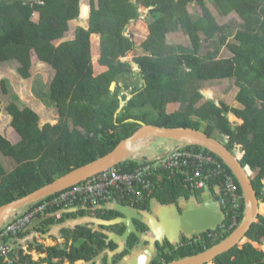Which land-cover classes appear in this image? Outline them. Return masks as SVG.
I'll return each mask as SVG.
<instances>
[{"label": "trees", "instance_id": "1", "mask_svg": "<svg viewBox=\"0 0 264 264\" xmlns=\"http://www.w3.org/2000/svg\"><path fill=\"white\" fill-rule=\"evenodd\" d=\"M210 2L221 16L236 15L243 22L230 25L238 46L232 58L219 59L228 35L219 28L206 0H89L88 28L78 27L74 38L66 41L69 23L76 19V14L87 17L88 7L80 6L81 0H0V64L15 60L18 75L28 79L35 55L58 79L53 97L58 119L55 125L40 126L39 115L29 107L20 108L13 102L4 106L19 140L13 144L0 139V154L16 167L7 173L0 163V206L109 154L140 128L137 121L165 128L201 130L220 140L230 151L241 146V163L253 171V186L259 202L264 204V0ZM192 3L201 8V16L189 12ZM140 8L147 9L145 21L150 24V35L142 46L144 54L135 60L143 83L138 86L137 80H133L132 63L123 59L136 51L133 36L126 32L131 24L142 19L144 13ZM180 30L190 40L189 46L168 43V37ZM93 35L99 36L98 64L107 69L99 75H95L92 62ZM205 42L210 49L207 56L202 54ZM221 79L236 80L237 101L242 109L214 100L200 105L204 83ZM113 83L117 84L114 91ZM3 93L6 94L5 89ZM126 93L133 96L131 100ZM173 103H179L181 108L168 113V106ZM232 115L243 120V124L232 123ZM187 149L214 156L222 163L224 172L234 176L212 152L197 146ZM142 163L130 160L116 168L131 173ZM154 191L155 197L164 203L176 202L182 192L190 194L181 175L163 182L155 179ZM146 200L136 209L148 210ZM97 213L107 221L121 217L111 211ZM243 218L242 211L238 223ZM230 228L231 220L227 218L224 228L187 240L178 249L159 246V257L153 264H168L211 249L234 232ZM125 230L123 227L120 234ZM211 233L221 235L215 239L210 237ZM78 236L83 242L73 249L72 255L53 248L48 261L58 259L63 264L66 259L88 260L107 247L105 241L97 245L102 235L89 229H80ZM247 238L251 243L219 256L215 264H264V252L252 244L264 243L263 216H259V223ZM138 241L132 235L122 255L130 253ZM13 256L16 264L28 263L23 255ZM0 264H7L1 254Z\"/></svg>", "mask_w": 264, "mask_h": 264}, {"label": "crops", "instance_id": "2", "mask_svg": "<svg viewBox=\"0 0 264 264\" xmlns=\"http://www.w3.org/2000/svg\"><path fill=\"white\" fill-rule=\"evenodd\" d=\"M87 7V16L89 17L90 8L88 5ZM146 14L147 11L144 12L141 21H145ZM79 16L80 15L76 14V19L72 20L69 23V31L71 28V23H75ZM88 20V18L85 20L86 25L76 26L69 38L67 37V33L64 40H72L75 35V30L78 27H82L85 29L88 28ZM128 30L129 29H127V32ZM60 42H58L57 44H59ZM97 48L99 50V42ZM99 67L100 68L97 75L107 70L100 65ZM138 71L140 73L139 67ZM136 76L137 74H134V81L137 80L135 78ZM127 95L129 97L132 96L130 95V93H128ZM177 104L179 103L170 104L168 107V113H170V106ZM239 105L231 107L242 109L243 107ZM237 120L240 119L237 118ZM235 123L238 125H242L243 120H241L242 124L238 122ZM17 142L13 144H16ZM173 145L177 146V143L171 142V145L167 146L169 147L168 150L163 154L157 155L153 153L152 156H150L147 153L142 157L143 159L147 157L149 159L157 160L158 158L163 157L171 152L176 147ZM13 170H16V167H12L11 171ZM156 180L158 182H163L165 180H168V178L165 174H161L156 178ZM154 193L155 191H153L151 198L146 200L149 201L150 205L148 210L141 211V209L128 207L137 211L136 214H138L139 216H142V220H137L138 218L134 219L137 215H134V218L131 217L129 219L131 221H134L137 230L139 232H144V235L142 237V240L138 241V244L134 248H132L130 253H128L127 255H122V253L126 251L128 246V244H126V242L122 241L121 239L125 233L120 234L119 232L123 229V227H125L127 230V227L124 224H118L115 226L104 224L101 222V220L104 219H102L97 213L101 211H111L119 213L118 207L116 205L120 204H106L95 210L87 209L84 207L63 210L61 211L60 219L57 218L53 213H47L44 216L34 219L23 234L19 236H12L11 238H9L8 243L11 244L14 254H16L17 256L23 255L27 258L28 263L26 264H60V261L58 259H55L51 262L48 261L49 250L58 248L60 250H67L68 253L72 255L73 249L75 247H79L83 242L79 239L78 233L80 229L85 228L91 230L95 234L98 233L102 235L98 238L97 245L105 241L107 247L103 248V250H101L92 259H82L78 261L66 259L63 264H153L154 261H156L159 257L160 250L158 247L160 246V241H164L166 242V244H169L170 246L178 249L183 245V243H185V241L192 238L191 235L196 233L197 230H203L206 226L209 225V223H211L212 220H223V216L219 212V207L217 204L218 194L215 189L208 188L193 194H186L185 192H182V195L178 198V200L171 203L161 202L160 199H157L155 197ZM211 207H214V210H212ZM82 211H85L86 213L81 214ZM259 214L260 216L264 217V204L262 203H260ZM119 218H124V216L121 214V217ZM49 221L50 223H48ZM132 231H134V228H132ZM132 235L135 234H131L130 237ZM196 237L194 236V238ZM247 243H251V241L248 239ZM252 244L256 249L264 252V243ZM119 249L124 251L121 254H114L117 253L116 251H120Z\"/></svg>", "mask_w": 264, "mask_h": 264}, {"label": "built area", "instance_id": "3", "mask_svg": "<svg viewBox=\"0 0 264 264\" xmlns=\"http://www.w3.org/2000/svg\"><path fill=\"white\" fill-rule=\"evenodd\" d=\"M165 174L168 180L180 175L184 188L196 193L208 188L217 190L218 203L225 217L231 220V230H236L243 208L244 196L234 176L224 172L223 165L214 156L193 152L186 147L176 149L168 156L140 165L131 173L112 168L93 178L66 189L42 202L30 206L0 230V254L7 264H16L8 239L23 234L34 219L53 212L61 218V211L84 207L95 210L106 204H120L137 208L151 198L155 179ZM223 225L221 228H224ZM210 234V237H214Z\"/></svg>", "mask_w": 264, "mask_h": 264}, {"label": "water", "instance_id": "4", "mask_svg": "<svg viewBox=\"0 0 264 264\" xmlns=\"http://www.w3.org/2000/svg\"><path fill=\"white\" fill-rule=\"evenodd\" d=\"M115 88L116 83H113L111 89L114 91ZM132 97L133 96H130L128 101L131 100ZM128 101L122 102V108ZM132 122H136V120H132ZM137 122L140 124V128L131 137L121 141L120 144L109 154L84 166L73 169L68 174L56 179L52 183L45 185L33 193L26 195L25 197L0 206V230L11 220L22 214L30 206L42 202L43 200L66 189L81 184L106 170L116 168L117 166L130 160L142 162L153 160L147 157L143 159V157L139 155L134 156V152L137 149V146L144 141L159 138L175 141L177 143V146L171 152L182 147L197 146L218 156L224 161V163L237 178L243 191L245 203V215L243 221L228 238L211 249H208L198 255L175 260L168 264H214L215 260L219 256L230 252L236 247L242 248L243 244H245V241H248V233L253 229L255 224L259 223L260 216V202L252 182L253 171L250 167L243 166L241 163L243 156L240 157L236 153H233L220 140L210 137L201 130L186 127L165 128L155 125H148L139 121ZM171 152L165 156H168ZM217 204L219 207V212L223 216V220H212L211 223L206 226L207 228L205 227L203 230H197L196 233L191 235L192 238L190 237L191 239L189 240H192L194 236H201L207 232L216 231L225 224V213L219 203ZM116 206L118 207L119 213H121L124 218H116L111 221L101 220V222L112 226L124 224L127 227V230L121 239L122 241L126 242V244L129 243V237L131 234L137 235L139 241L142 240L144 232H139L136 228V225L134 224V221L129 219L134 215H137L135 218H133L142 220V216H139L136 214L137 211L128 207L122 205ZM211 209L214 210V207H211ZM132 228H134V231H132ZM159 245L161 247H166L169 244H166L164 241H160ZM119 250L120 251H116L117 253L114 254H121L124 251L121 249Z\"/></svg>", "mask_w": 264, "mask_h": 264}, {"label": "rangeland", "instance_id": "5", "mask_svg": "<svg viewBox=\"0 0 264 264\" xmlns=\"http://www.w3.org/2000/svg\"><path fill=\"white\" fill-rule=\"evenodd\" d=\"M206 1L208 3L207 5L209 9L212 11V13L218 20L220 26L219 28L223 30V34L228 35L226 46L223 47L219 55V59L232 58L234 55H236L238 46L237 43L234 41L233 32L230 31V25L233 24L234 21H239L240 23L243 22L236 15H231L229 17L221 16L217 11L216 7L210 2L211 0ZM82 4L89 6V0H81V5ZM140 11L144 13L147 11V9L140 8ZM189 12L195 17L202 15V10L196 3L190 4ZM37 16L38 15H35L36 18ZM79 17L75 21V23H71V28L67 35L68 38L69 36H71V33L76 26L86 25L85 20L87 18L89 19L88 16L85 19ZM149 26V23L140 20L138 23L131 25L128 28V32H126L129 36H133V41L136 45V51L129 53L127 57L123 59V61H128L132 63L134 74H137V76L135 77L137 79V82L135 81V83L138 84V86H141L143 83L142 78L140 77V73L138 71V65L136 64L135 60L136 58L144 54L142 46L148 40V37L150 35ZM91 38L92 62L94 67V73L95 75H97V73L99 72L98 70L100 68L98 65V59L100 55L99 50L97 48L99 36L96 35L92 36ZM168 43L170 45L189 46L190 40L185 35V33L180 30L176 33L171 34L168 37ZM208 50H210L208 42H205L202 54L204 56H207L209 52ZM17 64L18 63L15 60H10L6 63L0 64V100L2 105V112L0 114V139L4 138L12 143L18 141V136L10 125V117L7 116V114L4 112V106L9 102L15 103L20 108L29 107L34 110L40 117V126H44L45 124H56V122L58 121L57 112L53 105V97L58 87V79L54 71L45 64L40 63L35 57V55H32V68L30 71V77L28 79H22L17 73ZM1 82H4V86H2ZM4 89L6 90V94L3 93ZM238 91L239 88L235 79H221L206 82L202 90L200 91V105L204 104L209 100H214L218 103L223 101L229 104L230 106L239 105L237 101ZM180 108L181 105L179 104L171 105L169 108V112H177L180 110ZM230 120L233 123L238 122L242 124L241 120H237L235 116H230ZM224 136L223 138H225ZM171 142L175 141L164 140L159 138L146 140L137 146V149L134 152V156H145L147 153L150 156H152L153 153L157 155L163 154L165 151L168 150L169 147L167 146L171 145ZM232 152L236 153L240 157L244 156V152L241 153L240 148H236V150ZM0 163L2 164L7 173L11 172L12 167H15V164L10 159L3 157L1 154ZM246 243L247 241H245V244Z\"/></svg>", "mask_w": 264, "mask_h": 264}, {"label": "flooded vegetation", "instance_id": "6", "mask_svg": "<svg viewBox=\"0 0 264 264\" xmlns=\"http://www.w3.org/2000/svg\"><path fill=\"white\" fill-rule=\"evenodd\" d=\"M237 148H238V149L240 148V152L242 153L241 146H237ZM154 160H155V159H153V160H151V161H154ZM151 161L143 162L142 164H144V163H148V162H151ZM141 162H142V161H141ZM142 164H141V165H142ZM234 176H235V175H234ZM235 178H236V177H235ZM236 179H237V178H236ZM237 181H238V180H237ZM237 181H236V182H237ZM216 191H217V190H216ZM217 194H218V193H217ZM218 195H219V194H218ZM243 196H244V195H243ZM217 199H219V196H218ZM244 204H245V203H244ZM223 211H224V210H223ZM242 211H243V213H244V215H245V209H244V208H242ZM241 214H242V212H241ZM226 220H227V219H226ZM225 222H226V221H225ZM241 223H242V222H241ZM241 223H240V224H241ZM224 225H225V224H224ZM239 226H240V225H239ZM219 229H220V228H219ZM234 231H235V230H234ZM212 232H215V231H212ZM207 233H209V232H207ZM207 233H206V234H207ZM211 234H214V235H215L214 237H211V238H215V239H217V238L221 235L220 233H218V234H217V233H216V234H215V233H211ZM158 248H159V247H158Z\"/></svg>", "mask_w": 264, "mask_h": 264}, {"label": "clouds", "instance_id": "7", "mask_svg": "<svg viewBox=\"0 0 264 264\" xmlns=\"http://www.w3.org/2000/svg\"><path fill=\"white\" fill-rule=\"evenodd\" d=\"M190 147V146H189ZM187 148V147H186Z\"/></svg>", "mask_w": 264, "mask_h": 264}]
</instances>
